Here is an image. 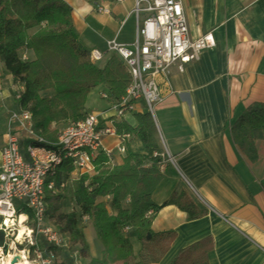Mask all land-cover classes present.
Instances as JSON below:
<instances>
[{
    "label": "crops",
    "instance_id": "1",
    "mask_svg": "<svg viewBox=\"0 0 264 264\" xmlns=\"http://www.w3.org/2000/svg\"><path fill=\"white\" fill-rule=\"evenodd\" d=\"M65 1L71 7L72 25L79 41L88 49L103 51L100 66L111 53L107 50L108 40L127 44L133 41L135 0ZM182 4L190 37L211 33L215 44L202 50L183 71L172 67L169 78L172 92H168L166 85L163 87L165 98L152 117L158 144L172 160L164 156L159 166L162 178L152 199L161 204L173 192L184 190L183 176L209 207L192 201L196 207L206 210L194 219H189L175 204L161 207L152 218V231L172 230L176 236L160 260L148 264H169L181 248L206 236L212 237L214 243L208 252V264H264V135L261 130L255 131L256 157L250 160L233 142L230 132L231 123L250 105L264 102V0H182ZM99 5L108 7L109 11H98ZM36 29L31 28L28 33ZM20 53L33 57L29 49H21ZM19 90H23V83L6 69L0 57V163L7 117L11 110L20 108L16 97ZM51 93L47 90L43 94ZM110 105L107 102L100 110L89 108L86 99L84 110L101 111ZM135 107L136 112L145 110L140 101L135 102ZM123 119L135 124L132 113H126ZM60 125L51 124L50 130H54L51 140H55ZM126 143L132 151L144 152L134 132ZM117 145L116 137H103L104 148L110 150L106 153V165L122 163L123 153ZM60 175L72 176L67 182V187H73L69 193L72 200L73 183L80 175L69 165L60 167ZM97 200H105L109 212L116 213L109 205L110 196H98ZM77 221L86 242L84 249L79 243L72 244L69 232L61 231L60 223H54L47 214L46 222L55 226L67 241L66 246L55 251L58 262L70 257L74 264H87L91 258L101 255L103 246L92 220L78 213ZM30 227L28 220L11 225L7 234L0 230V258L19 254L26 246ZM21 229L24 233L19 237ZM130 239L136 254L139 243L133 234ZM37 240L41 247L48 245L42 237Z\"/></svg>",
    "mask_w": 264,
    "mask_h": 264
},
{
    "label": "trees",
    "instance_id": "2",
    "mask_svg": "<svg viewBox=\"0 0 264 264\" xmlns=\"http://www.w3.org/2000/svg\"><path fill=\"white\" fill-rule=\"evenodd\" d=\"M34 27L36 31L29 34L28 30ZM21 49L31 50L33 57L23 59ZM89 53L90 49L78 39L71 7L65 0H0V57L6 69L23 83L19 106L31 112L34 127L48 139L54 132L50 130L52 123L65 126L87 114L84 105L93 88L106 87V100L111 104L119 103L125 93L130 75L118 55L111 52L100 66L101 61L92 62ZM47 90L52 93L43 94ZM132 115L134 125L121 118L114 121V126L119 133L134 132L144 152L132 151L125 141L122 163L110 166L106 165L107 154L98 151L93 158L95 171L81 174L74 184L72 200L80 211L73 209L58 215L59 229L69 232L70 242L81 244L82 249L86 242L77 226L78 213L92 220L103 250L87 264H116L123 260H130V264L157 262L176 233L152 231L155 213L166 204H175L189 219L206 213L194 205L184 190L173 192L161 204L153 201L152 193L162 178L159 169L162 148L152 115L147 110L134 111ZM256 130L264 135V102L250 105L230 125L233 142L250 160L256 157L253 143ZM98 196H110L109 205L116 213H110L107 202L97 200ZM61 198V192L46 191L47 214L58 209ZM126 226L129 229L125 231ZM130 234L139 243L136 254ZM213 245L212 237L206 236L181 248L169 264H208V252ZM57 248L46 246L54 253ZM56 262L74 264L70 257Z\"/></svg>",
    "mask_w": 264,
    "mask_h": 264
},
{
    "label": "built area",
    "instance_id": "3",
    "mask_svg": "<svg viewBox=\"0 0 264 264\" xmlns=\"http://www.w3.org/2000/svg\"><path fill=\"white\" fill-rule=\"evenodd\" d=\"M97 10L109 11L102 5L97 6ZM132 12L136 20L133 41L128 44L115 39L107 41V50L118 55L130 75L119 103L101 111L87 112L83 118L68 122L58 131L55 140L48 139L34 127L29 110L20 107L9 112L1 149L0 230L7 234L11 225L31 221L26 246L18 252L31 264H57L54 251L39 246L37 237H42L48 245H67L61 232L46 222V191L57 194L66 189L68 179H72V176L60 175L63 163L69 162L78 175L90 174L94 170L95 154L100 150L107 154L110 152L103 146L105 135L116 137L117 149L124 153V142L131 133L117 132L114 121L134 112L137 101L143 102L145 110L153 116L157 105L165 98L164 85L169 93L172 92L169 83L172 67L183 71L189 62L199 57L202 50L215 44L211 33L190 37L182 0H135ZM141 13H144L143 17ZM22 58L27 56L23 54ZM89 58L96 63L104 59V53L98 48H91ZM21 91L17 92V99ZM98 94L103 99L108 96L104 90ZM159 156L161 162L164 156L172 160V156L164 151ZM182 181L184 191L195 204L209 207L183 176ZM128 229L129 226H126L125 231Z\"/></svg>",
    "mask_w": 264,
    "mask_h": 264
},
{
    "label": "rangeland",
    "instance_id": "4",
    "mask_svg": "<svg viewBox=\"0 0 264 264\" xmlns=\"http://www.w3.org/2000/svg\"><path fill=\"white\" fill-rule=\"evenodd\" d=\"M100 90H104L107 92V88L104 87V86H97L96 88H93L89 94H88V97H87V104L89 106V108H94V109H102L104 108V106L107 104V100L106 99H103L99 96V91ZM63 127V124H61L58 128V131L59 129H61ZM57 131V133H58ZM75 183H73V186H74ZM73 187L71 186H68L66 187V189L64 191H61V194L63 196V198H61L58 202H57V205H58V211L56 212H48V215L50 216V218L54 219V223H58L60 222L61 220H59L58 218V215L60 213H66V212H69L71 210H76V211H80L79 210V207H77L72 200H70V191H72ZM52 214H54L52 216ZM25 244V243H24ZM29 256L32 258V253L29 254ZM127 264H130V262H128Z\"/></svg>",
    "mask_w": 264,
    "mask_h": 264
},
{
    "label": "bare ground",
    "instance_id": "5",
    "mask_svg": "<svg viewBox=\"0 0 264 264\" xmlns=\"http://www.w3.org/2000/svg\"><path fill=\"white\" fill-rule=\"evenodd\" d=\"M24 218V215L21 216V219ZM22 233H24L23 229L20 230L18 236L21 237ZM0 255H1V250H0ZM19 256L21 257V254H19ZM13 257V255H8L7 257H2L0 258V262L2 264H10L11 258ZM17 264H31L30 261L25 257V258H20L19 263Z\"/></svg>",
    "mask_w": 264,
    "mask_h": 264
},
{
    "label": "water",
    "instance_id": "6",
    "mask_svg": "<svg viewBox=\"0 0 264 264\" xmlns=\"http://www.w3.org/2000/svg\"><path fill=\"white\" fill-rule=\"evenodd\" d=\"M147 237H149V234L147 235ZM20 256L19 254H15L12 258H11V261H10V264H17L18 261L20 260Z\"/></svg>",
    "mask_w": 264,
    "mask_h": 264
}]
</instances>
